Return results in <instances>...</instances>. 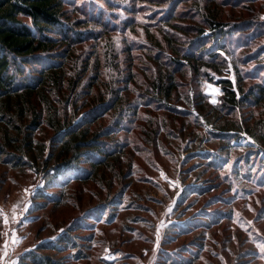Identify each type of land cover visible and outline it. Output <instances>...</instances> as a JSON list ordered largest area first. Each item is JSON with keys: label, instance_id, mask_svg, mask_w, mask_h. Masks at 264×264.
<instances>
[{"label": "rangeland", "instance_id": "374dc122", "mask_svg": "<svg viewBox=\"0 0 264 264\" xmlns=\"http://www.w3.org/2000/svg\"><path fill=\"white\" fill-rule=\"evenodd\" d=\"M65 1L66 19L79 21L82 36L48 53L63 54V74L47 85V104L32 97L43 108L32 153L0 124V144L12 138L0 153V264H34L29 252L60 264H264V0H201L229 30L216 47L193 0ZM197 37L216 49L224 71L196 74L176 63L171 98H151L155 77L169 70L166 58L194 50ZM222 78L238 94L239 85L244 94L262 87L260 102L220 107ZM52 116L88 124L116 148L113 156L53 179L61 131ZM230 121L255 139L219 135ZM6 152L27 163L5 160ZM63 234L71 241H58Z\"/></svg>", "mask_w": 264, "mask_h": 264}, {"label": "trees", "instance_id": "16d2710c", "mask_svg": "<svg viewBox=\"0 0 264 264\" xmlns=\"http://www.w3.org/2000/svg\"><path fill=\"white\" fill-rule=\"evenodd\" d=\"M178 1L183 2L184 0ZM193 2H195L193 9L202 12L203 19L212 32L207 41L213 42L214 47H216L217 41L224 39L229 34V30L222 29L223 23L216 20V14L212 13L208 5H202L201 0H193ZM65 4V0H0V124L13 130V139L26 144L25 150L29 154L32 153L31 133L40 124L43 113V108H37L32 102V97H37L39 101L44 100L47 104V85L54 86L57 84L62 79L63 74V54L49 55L48 53L52 52L56 45L69 46L82 36L73 26L79 21L69 25L64 9ZM170 16L159 15V20L165 19L164 22L167 25L178 29L177 24H171ZM21 17L26 18L28 23H25ZM195 28H197V35L202 34L205 30L203 26H196ZM197 38L191 45V48L195 47L194 50L178 54L179 57L178 55H171V57L166 58L169 64L165 65L166 67L169 66L170 71L164 69L162 74L155 77L149 93L151 98L163 102L171 98V92L175 88L171 69L176 66V63L179 66L187 64L196 74L206 68H210L219 74L224 71V65L216 59V49L209 48V50L208 47L206 48L207 45L201 43L203 37ZM165 41L166 43L170 42V47L173 49L171 37L166 36ZM156 46L158 47V45ZM205 50L209 51L205 53ZM204 72L208 74V71ZM218 83L223 91L220 107L228 110H235L245 100L260 102L263 96L262 87L251 89L244 94L239 85L238 89L241 94H238L231 80L222 78ZM53 116L51 119L52 126L56 131H61L57 143L58 156L61 159L52 168L54 170L51 176L53 179L59 175L57 173L60 169L66 173L75 169L80 170L78 163L82 161L86 162L90 169H95L105 164L113 156L116 148H106L104 141L99 139L97 132L88 131V124L83 125L82 122H77L73 125H67L57 121ZM25 120L27 121L25 122ZM262 120L259 119L261 129L264 128V121ZM233 131L245 133L255 139L253 131L243 127L238 122L233 123V121L220 128L218 134L227 136ZM238 136L236 135L230 140L234 141ZM257 136L259 135H256V138ZM11 140V137H8L6 141L3 140L0 144V153L5 154L4 149L10 146ZM18 148L20 149L22 146ZM6 154L5 160L13 158L15 165L22 166L27 163L21 155L14 156L8 152ZM89 174H91L89 171H85L83 175L88 177ZM40 194L38 198L45 197L43 192ZM58 241L68 243L71 238L63 234ZM51 245L59 247L61 244ZM26 257L34 264H60L59 261L41 252H29Z\"/></svg>", "mask_w": 264, "mask_h": 264}]
</instances>
